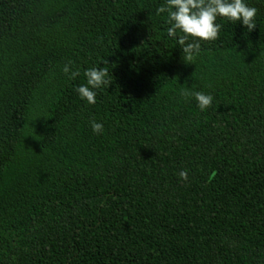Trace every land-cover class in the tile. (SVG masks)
Segmentation results:
<instances>
[{
	"label": "trees",
	"instance_id": "1",
	"mask_svg": "<svg viewBox=\"0 0 264 264\" xmlns=\"http://www.w3.org/2000/svg\"><path fill=\"white\" fill-rule=\"evenodd\" d=\"M162 3L0 0V264H264V0L193 64Z\"/></svg>",
	"mask_w": 264,
	"mask_h": 264
},
{
	"label": "clouds",
	"instance_id": "2",
	"mask_svg": "<svg viewBox=\"0 0 264 264\" xmlns=\"http://www.w3.org/2000/svg\"><path fill=\"white\" fill-rule=\"evenodd\" d=\"M156 15L166 14L164 23L167 25V38L175 41L182 53L185 63L195 61L201 55L202 42H214L218 39L222 30V24L218 18L226 19L229 23L239 24L251 32L257 25L258 9L250 6L248 0H163L156 8ZM104 63V62H103ZM68 80H75L80 71L69 60L61 69ZM85 83L80 84L74 90L79 98L88 105L97 102V91L109 87V71L106 67L93 66L83 72ZM180 96L187 99L191 97L196 107L205 112L212 107L214 97L203 91H188L181 89ZM93 134L100 135L104 131L102 123L95 119L90 121ZM179 179L187 181L186 170L179 172Z\"/></svg>",
	"mask_w": 264,
	"mask_h": 264
}]
</instances>
